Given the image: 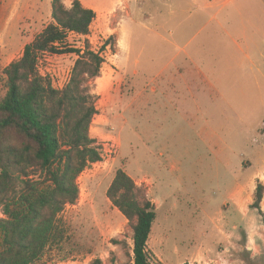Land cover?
I'll use <instances>...</instances> for the list:
<instances>
[{
    "label": "rangeland",
    "instance_id": "1",
    "mask_svg": "<svg viewBox=\"0 0 264 264\" xmlns=\"http://www.w3.org/2000/svg\"><path fill=\"white\" fill-rule=\"evenodd\" d=\"M73 1L62 0L68 8ZM52 3L13 0L8 9L2 1V71L52 21ZM82 3L94 4L97 17L87 37L69 34L68 43L83 48L88 39L105 59L100 76L85 83L98 97L90 135L102 158L78 178V201L59 215L64 240L39 264H134L132 224L107 197L119 169L134 179L140 201L155 204L153 264H264V197L262 212L252 207L264 185V0ZM184 50L197 52L221 85L207 91L195 118H161L156 73ZM77 59L45 54L39 70L63 88ZM122 66L130 71L123 82ZM6 93L1 80L0 101Z\"/></svg>",
    "mask_w": 264,
    "mask_h": 264
},
{
    "label": "trees",
    "instance_id": "2",
    "mask_svg": "<svg viewBox=\"0 0 264 264\" xmlns=\"http://www.w3.org/2000/svg\"><path fill=\"white\" fill-rule=\"evenodd\" d=\"M52 6V21L20 58L0 69L7 87L0 101V199L6 215L0 219V264H39L48 248L64 240L59 215L78 201L80 175L102 158L90 135L98 97L85 83L100 76L105 59L88 39L83 48L68 43L69 34H90L97 13L81 0L69 8L53 0ZM68 53L78 59L67 85L56 88L41 74L40 58ZM107 197L132 224L134 264H153L148 244L155 204L139 200L134 179L123 169ZM263 197L259 184L252 207L260 212Z\"/></svg>",
    "mask_w": 264,
    "mask_h": 264
},
{
    "label": "crops",
    "instance_id": "3",
    "mask_svg": "<svg viewBox=\"0 0 264 264\" xmlns=\"http://www.w3.org/2000/svg\"><path fill=\"white\" fill-rule=\"evenodd\" d=\"M2 1L4 0H0V4ZM5 1L8 9L15 7L13 0ZM14 1L16 5H19L21 0ZM86 7L94 9L97 13L94 4L90 3ZM127 16L130 17L129 12ZM245 57L247 61L250 58L248 54ZM125 62H128V59ZM120 73L123 82L124 78L129 76L130 71L122 66ZM133 73L137 74V71L134 70ZM214 73V69L202 63L197 52L190 53L184 50L182 54H176L168 66L156 73V84L152 86L153 94H156V114L160 112L161 118L167 117L169 113L180 115L183 119L195 118L193 114H198V111L202 110L198 105L202 104L209 90L214 88L219 90L221 82L213 76ZM135 85L140 87L139 84Z\"/></svg>",
    "mask_w": 264,
    "mask_h": 264
}]
</instances>
